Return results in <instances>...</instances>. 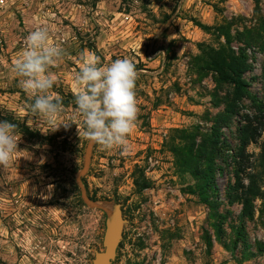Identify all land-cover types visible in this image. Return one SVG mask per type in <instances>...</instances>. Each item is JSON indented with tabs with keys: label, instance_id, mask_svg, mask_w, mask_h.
<instances>
[{
	"label": "rangeland",
	"instance_id": "obj_1",
	"mask_svg": "<svg viewBox=\"0 0 264 264\" xmlns=\"http://www.w3.org/2000/svg\"><path fill=\"white\" fill-rule=\"evenodd\" d=\"M42 25L69 53L51 69L58 77L52 91L63 101L55 131L30 114L29 98L13 71L27 35ZM222 25L232 35L233 50L246 49L250 70L245 77L253 96L261 99L264 0L0 4V121L16 124L21 137L9 168H0V264H92L95 252L104 250L107 215L85 206L76 179L89 143L78 136L83 118L74 103L82 54L99 57L101 65L128 58L139 71V115L128 136L130 151L96 145L82 179L89 197L116 199L128 220L113 264H264L258 250L264 243V199L255 200L254 218L243 221L233 191L239 173L246 186L255 175L264 194L259 162L264 129L259 143L245 148L244 159L239 152L243 117L255 115L251 101L245 99L238 115L222 127L225 145L210 198L215 208L203 203L194 175L198 145L212 133L231 90L218 85L202 62L210 47L225 42L217 38ZM216 213L225 218L221 240ZM237 226L244 229L246 244L233 250Z\"/></svg>",
	"mask_w": 264,
	"mask_h": 264
},
{
	"label": "clouds",
	"instance_id": "obj_2",
	"mask_svg": "<svg viewBox=\"0 0 264 264\" xmlns=\"http://www.w3.org/2000/svg\"><path fill=\"white\" fill-rule=\"evenodd\" d=\"M68 55L65 48L53 42L48 27L42 25L27 35L24 50L13 62L18 86L30 101V114L46 121L52 131L61 125L57 124V118L63 112V101L52 91L58 77L51 69L58 67ZM81 60L74 76L77 85L74 103L83 118V128L77 126L78 136L102 150L119 148L127 154L128 136L136 128L139 115L136 92L139 71L128 58L116 59L107 65H101L96 56L82 54ZM17 129L14 123L0 121V168L4 171L18 151L21 137Z\"/></svg>",
	"mask_w": 264,
	"mask_h": 264
},
{
	"label": "trees",
	"instance_id": "obj_3",
	"mask_svg": "<svg viewBox=\"0 0 264 264\" xmlns=\"http://www.w3.org/2000/svg\"><path fill=\"white\" fill-rule=\"evenodd\" d=\"M205 32H210L211 28L205 25H199ZM220 37L224 38L225 42L220 43L219 47H210L205 52L202 62L207 70L212 71L216 75V82L218 85H229L231 90L224 98L225 109L224 112L217 118L216 125L210 135L205 137L203 141L198 145L197 155L195 161L197 162L194 167V175L197 178L198 195L201 197L203 203L216 207V202L210 203L211 195L216 193L215 177L217 172L216 161L221 158V151L225 143L221 140L222 127L227 125L233 116L238 115L239 110L245 99L251 101L252 106L255 110V115H245L244 126L240 132L241 147L239 149L240 157L245 158V148L248 145L259 143L261 134L264 129L263 118H264V93L261 99L253 96L249 90V83L246 80L245 74L250 70V63L246 49L239 47L238 51L233 50L232 42L233 38L227 26H220L217 28ZM250 43H247V46ZM260 48L264 51V41L260 43ZM264 90V89H263ZM261 153L259 155V162L264 171V142L260 145ZM239 171V170H238ZM250 181L246 186L243 183L239 173H237V181L233 187L235 193L234 200L242 205L241 219L244 221L245 218L252 219L255 216V200L264 199V194L260 190L258 179L255 175L249 176ZM217 234L219 240L224 234L222 229L223 216L216 213ZM236 241H234V248L239 244H246L245 232L241 226L235 227ZM209 246L212 245V241L208 239ZM225 248L230 249V246L224 245ZM259 253L264 254V243L258 245Z\"/></svg>",
	"mask_w": 264,
	"mask_h": 264
},
{
	"label": "water",
	"instance_id": "obj_4",
	"mask_svg": "<svg viewBox=\"0 0 264 264\" xmlns=\"http://www.w3.org/2000/svg\"><path fill=\"white\" fill-rule=\"evenodd\" d=\"M95 146L88 143L84 156V166L78 173L76 179L85 206L92 210L102 211L107 215L103 239L104 250L95 252L92 264H113L118 256V249L124 239V230L128 224V220L124 217L122 204L116 199L96 200L88 195L87 188L82 179L89 171Z\"/></svg>",
	"mask_w": 264,
	"mask_h": 264
}]
</instances>
